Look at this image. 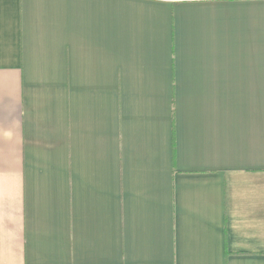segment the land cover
<instances>
[{"label": "crops", "instance_id": "crops-1", "mask_svg": "<svg viewBox=\"0 0 264 264\" xmlns=\"http://www.w3.org/2000/svg\"><path fill=\"white\" fill-rule=\"evenodd\" d=\"M0 264H264V0H0Z\"/></svg>", "mask_w": 264, "mask_h": 264}]
</instances>
